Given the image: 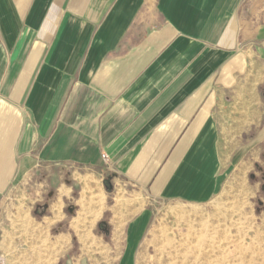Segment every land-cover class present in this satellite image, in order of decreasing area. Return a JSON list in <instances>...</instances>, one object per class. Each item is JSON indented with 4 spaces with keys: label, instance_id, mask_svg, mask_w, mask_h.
<instances>
[{
    "label": "crops",
    "instance_id": "crops-1",
    "mask_svg": "<svg viewBox=\"0 0 264 264\" xmlns=\"http://www.w3.org/2000/svg\"><path fill=\"white\" fill-rule=\"evenodd\" d=\"M263 121L264 0H0V211L18 189L54 264H136L157 205L210 203Z\"/></svg>",
    "mask_w": 264,
    "mask_h": 264
},
{
    "label": "rangeland",
    "instance_id": "rangeland-1",
    "mask_svg": "<svg viewBox=\"0 0 264 264\" xmlns=\"http://www.w3.org/2000/svg\"><path fill=\"white\" fill-rule=\"evenodd\" d=\"M235 148L222 168L218 193L210 203L157 205L158 224L150 233L159 246L139 249L136 264H264V129L262 134L253 130L236 137ZM241 172L244 181L237 186L235 180ZM93 188L91 193L101 191ZM19 196V190L13 189L0 211L8 231L5 242L11 244L6 247L0 234V264H54L58 255L55 231L42 223V217L21 206ZM91 218L94 221L93 215ZM108 218L106 215L104 220ZM81 250L76 246L68 255L77 258ZM84 250L87 264L106 262L107 256L117 264L124 252L119 248ZM68 255L61 262L66 264Z\"/></svg>",
    "mask_w": 264,
    "mask_h": 264
},
{
    "label": "bare ground",
    "instance_id": "bare-ground-1",
    "mask_svg": "<svg viewBox=\"0 0 264 264\" xmlns=\"http://www.w3.org/2000/svg\"><path fill=\"white\" fill-rule=\"evenodd\" d=\"M243 167V166H242ZM238 174V173H237ZM236 175V174H235ZM243 176H244V173L243 172H241L238 176H237V179L235 180L236 181V185L237 186H242V183H243V181H244V178H243ZM235 177V176H234ZM234 180V179H233ZM94 189V188H93ZM118 201H119V199H118Z\"/></svg>",
    "mask_w": 264,
    "mask_h": 264
},
{
    "label": "built area",
    "instance_id": "built-area-1",
    "mask_svg": "<svg viewBox=\"0 0 264 264\" xmlns=\"http://www.w3.org/2000/svg\"><path fill=\"white\" fill-rule=\"evenodd\" d=\"M103 159L106 161L107 160V157H106V155H103Z\"/></svg>",
    "mask_w": 264,
    "mask_h": 264
},
{
    "label": "clouds",
    "instance_id": "clouds-1",
    "mask_svg": "<svg viewBox=\"0 0 264 264\" xmlns=\"http://www.w3.org/2000/svg\"><path fill=\"white\" fill-rule=\"evenodd\" d=\"M61 207H62V205H61Z\"/></svg>",
    "mask_w": 264,
    "mask_h": 264
}]
</instances>
